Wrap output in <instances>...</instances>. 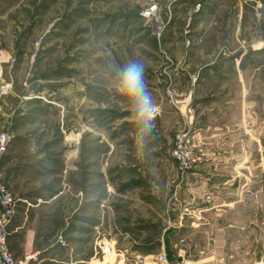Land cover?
Masks as SVG:
<instances>
[{
	"label": "rangeland",
	"instance_id": "rangeland-1",
	"mask_svg": "<svg viewBox=\"0 0 264 264\" xmlns=\"http://www.w3.org/2000/svg\"><path fill=\"white\" fill-rule=\"evenodd\" d=\"M157 3L148 20L149 0H0V131L15 141L17 158L40 168L14 182L15 192L3 182L17 203L24 190L40 188L39 202L50 204L37 208L39 218L61 210L69 226L86 230L71 235L77 241L63 262L141 264L148 248L159 254L153 242L174 218L177 118L186 121L216 99L197 88L201 76L210 64L242 59L264 77V0ZM131 60L146 62L159 110L142 155L130 106L115 86L116 68ZM213 127L201 143L191 130L200 163L218 136ZM135 180L143 185L122 191ZM108 243L115 252L103 256Z\"/></svg>",
	"mask_w": 264,
	"mask_h": 264
},
{
	"label": "crops",
	"instance_id": "crops-1",
	"mask_svg": "<svg viewBox=\"0 0 264 264\" xmlns=\"http://www.w3.org/2000/svg\"><path fill=\"white\" fill-rule=\"evenodd\" d=\"M246 13L247 9L242 7L240 16ZM206 71L197 88L205 85L216 99L210 100L206 108L199 106L200 112L189 115L188 120L184 121L179 115L177 121L180 128H190L194 134L199 132L196 135L199 143L212 126L218 136L211 138L213 145L208 146L203 162L183 181L178 172L175 201L171 205L173 223L155 241L159 254H166L170 264L183 261L257 264L264 257V100L259 99L264 97V77L259 75V67L254 68L250 60L242 59L216 62ZM219 96L224 98H217ZM197 102L195 100V104ZM16 148L15 141L10 142L0 166L2 180L13 191L14 182L40 170L33 160L17 158ZM137 187L140 185L127 190ZM40 191V188L24 190L26 195L18 202L9 226L8 246L25 264H74L63 262L60 257L71 254V235L86 230L69 226L70 218H65L61 210L59 214L51 212L49 217L39 218L37 208L42 203L50 204L39 202ZM144 201L161 208L157 198L148 196ZM65 207L66 204L62 206ZM47 233L50 237L45 241ZM196 236L201 237L199 243L193 240ZM180 241L188 245L183 247ZM137 251L134 249L131 253L135 255ZM143 256L156 255L148 248Z\"/></svg>",
	"mask_w": 264,
	"mask_h": 264
},
{
	"label": "built area",
	"instance_id": "built-area-1",
	"mask_svg": "<svg viewBox=\"0 0 264 264\" xmlns=\"http://www.w3.org/2000/svg\"><path fill=\"white\" fill-rule=\"evenodd\" d=\"M157 12V0H149V5L142 15L150 20L156 17ZM1 90L2 93H5L7 88L3 86ZM158 112L159 110L157 108V113ZM10 142L11 136L4 131H0V166L4 155L8 151ZM171 153L177 163L180 180L183 181L189 172L200 163V158L196 154L194 139L190 128H183L175 134ZM17 208L18 203L14 193L5 185L0 174V264H25L23 260L15 257L8 246L9 226L17 212ZM112 252H115V246L112 243H108L102 250V255L105 256ZM140 263L170 264L164 253L146 257L145 260ZM180 264L189 263L183 261ZM257 264H264V257L261 258Z\"/></svg>",
	"mask_w": 264,
	"mask_h": 264
},
{
	"label": "clouds",
	"instance_id": "clouds-1",
	"mask_svg": "<svg viewBox=\"0 0 264 264\" xmlns=\"http://www.w3.org/2000/svg\"><path fill=\"white\" fill-rule=\"evenodd\" d=\"M147 64L131 60L115 72L116 91L127 102L132 113L131 119L137 126V144L143 154L145 139L157 128V106L149 88L146 76Z\"/></svg>",
	"mask_w": 264,
	"mask_h": 264
},
{
	"label": "trees",
	"instance_id": "trees-1",
	"mask_svg": "<svg viewBox=\"0 0 264 264\" xmlns=\"http://www.w3.org/2000/svg\"><path fill=\"white\" fill-rule=\"evenodd\" d=\"M137 185H143V183L141 182V181H138V180H135V181H132V182H130V183H128V184H125L124 186H123V190H127V189H129V188H133V187H135V186H137ZM78 230H80V229H78ZM52 234H53V232H52ZM51 234V235H52ZM9 237L10 236H8V239H9ZM45 241H47V239L50 237V235L47 233L45 236ZM148 240L150 241L151 239L150 238H148ZM156 245H158V242H153V245L152 246H156ZM10 249V248H9Z\"/></svg>",
	"mask_w": 264,
	"mask_h": 264
}]
</instances>
